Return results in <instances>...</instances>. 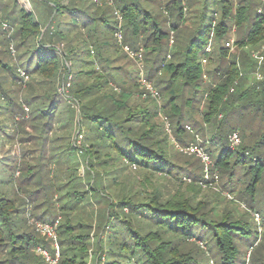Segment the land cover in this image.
Returning a JSON list of instances; mask_svg holds the SVG:
<instances>
[{
    "label": "trees",
    "instance_id": "obj_1",
    "mask_svg": "<svg viewBox=\"0 0 264 264\" xmlns=\"http://www.w3.org/2000/svg\"><path fill=\"white\" fill-rule=\"evenodd\" d=\"M32 1L37 7L30 11L17 0L12 9L3 4L7 12L0 19V166L2 148L16 137L23 142L22 131L45 149L63 137L71 150L85 158L76 163L75 171L62 168L64 161L56 158L61 167L53 179L44 175L50 174L51 162L40 161L46 153L34 156L38 164L27 162L30 172L36 174L34 187L25 191L28 200L19 189L0 188V264H48L37 251L38 246L47 248L26 218L29 201L34 207L47 205L35 215L37 220L52 225L58 220V211L63 219L58 227L61 250L57 264H209L188 249L192 239L206 243L201 232L210 234L221 254L220 264H249L248 251H252L251 264H264L259 254L263 243L259 247L253 244L247 252L241 250L252 232L250 222L231 213L216 218L210 200L198 198L203 190L198 182L215 181L204 177L201 159L182 150L174 153L168 141L173 135L182 147H203L212 159L211 174L227 176L226 185L231 189L242 177L247 178L249 207L263 216L264 78L243 88V69L236 58L228 60L225 40L233 23L245 29L234 42L239 49L264 43V2L256 6L248 0L237 4L233 0H112L99 6L90 0ZM117 31L122 33L123 43L148 55L147 79L164 71L156 80L162 101L160 97L150 106H132L133 91L111 88L112 81L121 88L126 83L109 71L116 70L114 66H106L112 61L107 50L119 47ZM171 32L180 34L168 61ZM13 45L17 65L5 59ZM204 58L214 60L215 66L206 69ZM225 60L229 61L226 67ZM242 65L246 68L247 63L242 60ZM207 74L213 81L218 79L209 87ZM136 77L132 73L129 81L137 88ZM23 87L27 93L19 97ZM190 88L192 94L186 98ZM202 99V115L210 131L200 141L192 133L198 127L194 113ZM26 108L35 134L23 128ZM236 111L259 118L263 130L255 141L245 142L251 134L241 135L230 119ZM162 113L173 120L167 136H162L157 121ZM60 128L75 129V141L70 135L55 136ZM233 132L244 137L245 143L232 147ZM126 167L140 171V177L127 174L121 179ZM154 176L169 178L173 191L166 189L169 184L153 183ZM109 177L113 193L101 185ZM185 177L191 181L186 182ZM91 205L96 206L97 226L76 215L80 208ZM50 206H57L56 213ZM48 212L53 214L50 221L43 218ZM49 251L53 253V248Z\"/></svg>",
    "mask_w": 264,
    "mask_h": 264
},
{
    "label": "rangeland",
    "instance_id": "obj_2",
    "mask_svg": "<svg viewBox=\"0 0 264 264\" xmlns=\"http://www.w3.org/2000/svg\"><path fill=\"white\" fill-rule=\"evenodd\" d=\"M17 1L21 5H23L28 11L33 9V6L34 8L37 7L36 2L32 0H17ZM47 1L52 2L54 0H47ZM62 1H67V0H62ZM90 1L97 3V5L99 6H105L107 5V3L112 2V0H90ZM159 1L165 2L166 0H159ZM233 1L236 4L239 3V0H233ZM248 2L254 3V5L256 6H262L264 1L248 0ZM3 4H8V8L12 9L14 7V0H0V19L2 18V15H4L7 12L6 11L7 8H4ZM162 8H163V11L165 12L164 14L167 15L164 7ZM46 13H47L46 11L42 12L43 20H46L48 18V16H46ZM187 14L189 15V10H187ZM188 26L191 27V21H189ZM3 29L5 30L6 27L3 26ZM244 32H245V29L238 28L232 23V28L228 35L229 37L225 41L232 40L235 42L237 39L241 38L245 34ZM177 34H180V33L179 32L173 33L175 40L177 39ZM116 41L118 42L119 47H116L114 45L107 50L106 55L110 57L112 61L106 66L107 67L109 66L108 68H110L111 66H114L116 70L109 69V71H112L115 73V77H117L120 83L123 81H125L126 83H123V87L121 88L119 85H117L115 81H112L111 88L114 89L115 92H121L124 90L133 91L132 98L129 101V104L132 106H135V104L137 103L141 105H145V106L152 105L153 104L152 101L154 97L150 96L149 94H146V96H143V94H141V91L143 92L144 90L140 88L138 81H137V84H138L137 88L135 86L132 87L133 85L129 81L132 73H133V77L134 76L136 77L140 68H144L145 73L148 72L149 66L151 64L146 59L148 55L143 54L144 51H142V54H143V58H142L143 60L141 59L143 62V66H142L140 62L141 60L130 56L126 52V50L124 49V46L126 44L123 43L122 39L121 40L116 39ZM168 46H170L169 42H168ZM170 48H171V51L169 53H171V58H168L167 56L168 61L172 60V54L176 49V43H174L172 47L170 46ZM8 49L9 51H7V53L5 54L6 61L12 60L13 62L12 64L17 65V61H16L17 51H16L15 46L14 45L10 46L8 47ZM229 50H230V55H229L228 60L236 58V60L238 61V66L241 67V70L243 69L242 71L244 72V78L241 81L243 84L242 85L243 88H249L250 86H253L255 82L264 78V70H263L264 60L261 63H259V60L255 57L257 53H260L264 56V43L260 44L257 47H244L243 49H239L236 46V44H234V47ZM242 60H244L247 63L246 68L243 67ZM228 63L229 61L225 60L224 67H226ZM204 64H205L206 69H210L215 66L216 62L214 60L212 62L207 60ZM163 75H164V71L161 70L157 74V77L152 80L154 87L159 92H160V89L158 86H156V80L162 77ZM28 80L30 82L32 81L36 82L32 80V78ZM136 80H137V77H136ZM214 81H218V79ZM214 81H213L212 75L207 74L206 76L207 86L209 87L211 84L214 85L215 84L213 83ZM15 90H18V87H16ZM26 93L27 92L25 91V88H24L23 91L19 93V97H22L23 94H26ZM191 94H192L191 88L187 89L185 92V97L188 98L191 96ZM199 95H201V92ZM161 96H163V94L161 95L160 93V97ZM162 99L163 97H161L159 101H162ZM204 110H205V101L204 99H202L201 102H199V104L197 102L196 112L194 113V119L197 121L198 127L195 128V131L193 129L194 132L192 133L194 135L195 134L198 135L200 141H203V139L205 138L207 139L209 137V131H210V127L205 124V121L203 119L202 113ZM29 114H30V109L26 108V115H25V121L23 122V128L24 130L26 129L28 133L30 132V134H35V130L28 122ZM230 119L232 120L234 124H236V127L241 135H243L244 133L251 134L245 140V142L247 143L255 141V139L258 138L259 135L262 133L263 129L260 128L262 124L259 121V118L253 117V113L251 112H247L245 114L240 115L239 111H236L235 115H232ZM157 121L160 124V129L162 130V136H167V134L170 135L169 133H171L172 131L173 120L171 118L166 117L165 113H162V115L158 117ZM167 123L170 124L171 131H168L167 129L165 131V128L167 127ZM57 126L59 127V125ZM21 134L22 136H26L23 142L19 140L20 137H18V139L16 137V140L7 142L1 150V155L4 158L2 159V165L0 166V180H1L0 188L8 189V190L10 189L12 190V192L14 189L15 190L19 189L18 192L21 195H23L26 199H27L26 192H28L27 189H32L35 185L33 182L36 181L35 180L36 174H32V172H30L28 165H27V162H29L30 164H38L37 163L38 161L34 158V156H36L37 154L46 153V156L43 158L41 157L40 161L44 159L43 161L44 163L48 164L49 161L51 162V165H49L51 169L50 174L46 172L44 175L45 176L52 175L53 179L61 167L58 164L59 162L56 161V158L60 157V159L64 161L65 165H63L62 168L69 167L71 171H75L74 169L76 167V163L81 162V160H84L85 158L82 153L74 152L73 149L71 150L68 144V140L63 137L59 141L53 143L52 145L48 143V146L45 149L43 146L39 144L38 141H36V139H34L32 136L25 133V131H22ZM62 135H66V136L70 135L73 141H75L77 132H75V129L73 130V128L72 130H64V129L61 130L60 128L59 131L55 132V136L61 137ZM243 138L241 137V143L235 147H238L242 143H245ZM168 141H169L170 149L174 153H178V150H180V148L174 136L173 135L169 136ZM79 142H76V143H78L79 145L80 144ZM38 156L39 155H37L36 158H38ZM188 159L195 160V158H192V157H188ZM77 166H79V164H77ZM83 171H84V168L81 165L79 169L80 174H82ZM127 174H130V177L131 175L132 177L134 176H137V178L140 177V171L126 167L121 171V179H124L122 177H126ZM109 178L110 180H105L104 184L102 183L101 185H104V187L110 193H113L114 188L112 187L111 182H110L112 177H109ZM168 179L164 178L163 176H154L153 183L157 185H160V183L163 185L169 184ZM184 179L186 180V182L191 181L187 177H185ZM226 179H227V176L224 177L220 174L219 179L215 180L214 182H210L208 184H205V183L201 184V182H198L199 185H201L203 188V190L201 191V194L198 195V198L199 199L207 198L210 200V207H214V214L216 218L224 214L231 213L236 219H243V220H247L248 222H250V227H251L252 232L250 233L249 237L246 238L242 242V248H241L242 251L247 252V250L253 244L259 247L263 243L262 246H264V242H263L264 241V213L262 216L255 209H252L249 207V202H248L249 195L245 193V189L247 187V178L242 177V179L239 182H236L233 189H231L229 186L226 185ZM99 185H100L99 182H97L96 186L100 187L101 185L100 186ZM27 186L28 188H26ZM147 189L150 190L151 187ZM166 189L170 190V192L173 191V184L170 183L169 187H166ZM46 206L47 205L43 203V206L41 207H34V205L29 201L27 205L26 218L28 220L30 228L35 231L38 237L42 238L41 244L45 246L47 249L52 250L53 240L49 238L48 236H46L45 234H43L42 232H40L36 226V222H38L39 220L36 219L35 215H38L43 208H46ZM51 210L52 212L56 213L57 206L54 209L51 208ZM56 214L58 216V220L54 221L52 225L54 226V229L57 235V240L59 242L60 236H59L58 227L60 225V222H62L63 219L59 211ZM76 215H78V218L80 219L84 217L83 219H85L88 223H91V220H92L94 225L97 226V224H99L97 223L98 219L96 215V206L94 205L88 206L87 208H80L79 211L76 212ZM258 215L259 217H257ZM52 216L53 214H50L48 212L43 218L47 221H50L53 219ZM89 216L92 219L91 218L89 219ZM95 227L92 230L93 231L92 234H94L95 232V229H96ZM201 234H202L204 241H206L207 244L205 243L204 245H202L203 242L192 239L191 242H189L188 244V247H189L188 249L191 248L193 250V253L196 256H198L199 259H202L206 263L208 262L209 264H220L221 254L220 252H218L217 248L214 246V242L210 234L206 232H201L200 235ZM208 249H210V251ZM205 252L206 254H204ZM251 252L252 251H248L245 257L249 261V264H251L250 262ZM262 252L263 253H259V254H261L262 260H264V249ZM256 253L257 252H255V254Z\"/></svg>",
    "mask_w": 264,
    "mask_h": 264
},
{
    "label": "built area",
    "instance_id": "obj_3",
    "mask_svg": "<svg viewBox=\"0 0 264 264\" xmlns=\"http://www.w3.org/2000/svg\"><path fill=\"white\" fill-rule=\"evenodd\" d=\"M116 14L119 15L118 12H116ZM172 34L170 35V39H169V44L172 47L173 44L175 43V39H174V32H171ZM212 36L210 38V43L207 45L206 47V51L210 52L212 50ZM116 38L119 40H123V36L122 33L120 31L116 32ZM226 46L229 49H232L234 47V41L232 40H228L226 42ZM124 49L126 50V52L136 58L141 60L143 58V54L142 51H136L133 50L129 45H125ZM168 58H171V53H169ZM255 57L259 60V63H261L264 60V56L260 53H257L255 55ZM143 60V59H142ZM142 60L141 65L143 66V62ZM207 61L206 58L203 59V63H205ZM21 75L24 76L25 78H27V76L25 75V73L23 71H21ZM138 84L140 86V88H142L144 91H141V94H143V96H146V94H149L150 96L154 97V98H159L160 97V92L154 87L152 80L147 79L146 77V73L144 72V68H140L139 72H138ZM166 129L168 131H171L170 129V124L167 123V127ZM188 129L192 130L191 127L188 126ZM81 137V136H80ZM230 142H231V146L235 147L237 145H239L241 143V136L238 132H233L230 135ZM180 150L184 151L185 153L188 154H195L196 156H198L201 159V162L203 164V171H204V177L208 180H210L211 178L214 177L215 180L219 179V174L218 172H214L213 176H211V166H212V159L211 156L208 154V152L201 146L199 145H195V144H190L189 146L186 147H182L180 145H178ZM259 217V215L257 216ZM36 226L38 228V230L40 232H42L43 234H45L46 236H48L49 238H51L53 240V253L50 252L48 249H45L41 246H38L37 251L38 253H40L45 260L47 261L48 264H57L59 257H60V245L59 242L57 240V235L54 229V226L49 224V223H45V222H41L38 221L36 222Z\"/></svg>",
    "mask_w": 264,
    "mask_h": 264
}]
</instances>
